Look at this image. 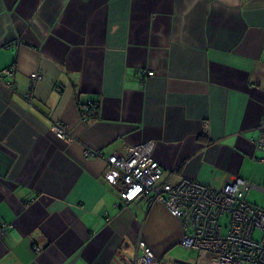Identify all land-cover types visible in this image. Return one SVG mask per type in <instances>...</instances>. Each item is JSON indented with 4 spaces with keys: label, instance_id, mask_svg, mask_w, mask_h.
Listing matches in <instances>:
<instances>
[{
    "label": "crops",
    "instance_id": "1",
    "mask_svg": "<svg viewBox=\"0 0 264 264\" xmlns=\"http://www.w3.org/2000/svg\"><path fill=\"white\" fill-rule=\"evenodd\" d=\"M6 68L16 88L0 78V220L11 224L0 264H134L139 241L159 264L198 263L180 220L162 202L120 199L85 148L124 154L152 139L164 179L241 177L264 209L253 142L264 137V0H0Z\"/></svg>",
    "mask_w": 264,
    "mask_h": 264
},
{
    "label": "built area",
    "instance_id": "2",
    "mask_svg": "<svg viewBox=\"0 0 264 264\" xmlns=\"http://www.w3.org/2000/svg\"><path fill=\"white\" fill-rule=\"evenodd\" d=\"M151 75L153 71L143 70L139 78L145 80ZM12 76L10 68L0 72V78ZM29 77L30 89L24 96L31 103L34 87L42 75L33 71ZM7 86L15 90L12 78ZM91 106L83 107L82 114ZM51 131L65 142L73 140L65 124L53 122ZM202 132L209 134L208 122L203 123ZM253 142L256 149L264 151V137ZM154 147L155 141L150 139L129 146L124 154L112 152L104 156L101 151L86 148L83 156L103 159L104 178L110 184H119L118 193L123 201L147 198L151 202H162L181 222V246L210 255L206 262L197 264H264V209L246 200V193L253 185L234 176H227L220 186H210L188 177L171 183L164 179L163 169L153 156ZM10 227L11 224L0 220V238ZM256 232L260 234L258 237ZM138 248L140 253L135 256L134 264H159L143 241L138 242Z\"/></svg>",
    "mask_w": 264,
    "mask_h": 264
},
{
    "label": "rangeland",
    "instance_id": "3",
    "mask_svg": "<svg viewBox=\"0 0 264 264\" xmlns=\"http://www.w3.org/2000/svg\"><path fill=\"white\" fill-rule=\"evenodd\" d=\"M57 122V121H56ZM60 123V122H59ZM51 128V127H50ZM73 141V140H72ZM71 141V142H72ZM67 143H70V142H67ZM86 149V148H85ZM84 149V150H85ZM84 150H83V152H84ZM98 151H100V150H98ZM260 234H259V232H256L255 233V236L256 237H258ZM210 257V255L208 254V253H205V252H199V254H198V260H197V262L198 263H201V262H206L207 260H208V258Z\"/></svg>",
    "mask_w": 264,
    "mask_h": 264
}]
</instances>
